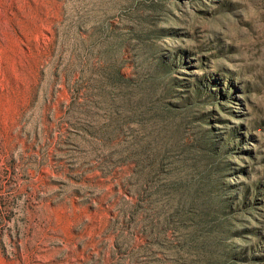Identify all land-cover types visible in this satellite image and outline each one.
<instances>
[{
  "label": "rangeland",
  "instance_id": "obj_1",
  "mask_svg": "<svg viewBox=\"0 0 264 264\" xmlns=\"http://www.w3.org/2000/svg\"><path fill=\"white\" fill-rule=\"evenodd\" d=\"M0 264H264V0H0Z\"/></svg>",
  "mask_w": 264,
  "mask_h": 264
}]
</instances>
